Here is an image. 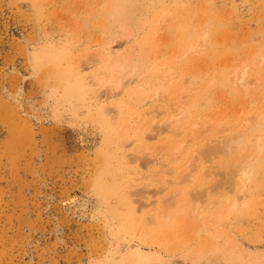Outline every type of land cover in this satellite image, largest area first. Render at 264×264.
<instances>
[{
  "label": "rangeland",
  "instance_id": "obj_1",
  "mask_svg": "<svg viewBox=\"0 0 264 264\" xmlns=\"http://www.w3.org/2000/svg\"><path fill=\"white\" fill-rule=\"evenodd\" d=\"M0 264H264V0H0Z\"/></svg>",
  "mask_w": 264,
  "mask_h": 264
},
{
  "label": "bare ground",
  "instance_id": "obj_2",
  "mask_svg": "<svg viewBox=\"0 0 264 264\" xmlns=\"http://www.w3.org/2000/svg\"><path fill=\"white\" fill-rule=\"evenodd\" d=\"M101 59H102V58H101ZM114 65H115L116 67L118 66V63H117L116 60H114ZM78 139H79V138H78ZM80 139H81V138H80ZM193 153H196V151L193 152ZM236 199H237V198H236ZM237 200H238V199H237ZM237 202H238V201H237ZM235 204H236V203H235ZM235 204L233 203V205H232L233 208L236 206ZM233 208H232V209H233ZM195 216H196V215H195ZM29 256H30V255H29ZM29 256H28V257H29ZM32 257H33V256H32ZM32 257H31V256L29 257V262H32Z\"/></svg>",
  "mask_w": 264,
  "mask_h": 264
}]
</instances>
